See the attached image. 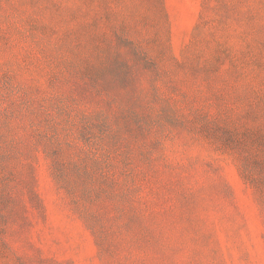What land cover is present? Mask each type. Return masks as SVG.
Instances as JSON below:
<instances>
[{
    "label": "rangeland",
    "instance_id": "1",
    "mask_svg": "<svg viewBox=\"0 0 264 264\" xmlns=\"http://www.w3.org/2000/svg\"><path fill=\"white\" fill-rule=\"evenodd\" d=\"M116 59L132 64L124 86L109 81ZM102 67L98 97L82 72ZM69 92L82 98L71 119L104 97L110 117L148 106L129 143L135 190L74 203L37 147V199L5 188L0 264H264V0H0V132L4 113L47 131Z\"/></svg>",
    "mask_w": 264,
    "mask_h": 264
},
{
    "label": "trees",
    "instance_id": "2",
    "mask_svg": "<svg viewBox=\"0 0 264 264\" xmlns=\"http://www.w3.org/2000/svg\"><path fill=\"white\" fill-rule=\"evenodd\" d=\"M111 64L112 76L109 79L111 83L115 82L124 86L132 80V64L129 61L116 59ZM84 70L85 72L82 73L87 78L85 85L89 86L90 92H93L94 96L100 97L103 94L106 96L105 89L100 88L98 84L102 79V73L107 71V68L102 67L96 70L85 68ZM101 99L107 103L105 107H99L94 112L82 113L78 119H71L69 113H77L82 98L75 96L72 92L65 96L57 95L49 104L50 114L45 119L47 131L38 132L33 137L22 124H17L16 127L8 126V119L12 117V113L3 114L2 122L7 130L0 132V168L7 171L2 175L4 190L0 192V223L2 225L6 218L1 217L2 202L6 201V198L11 199L10 202L16 200L5 191L6 185L10 182L18 181V183L27 184L28 195L37 199L30 185L35 180L32 172L34 152L37 147L47 158L59 187L73 196L74 203L80 200L86 202L107 200L112 196L115 186L119 184L124 185L125 196H129L135 190V186L132 185L134 158L129 143L147 133L150 124L148 106L146 107L141 101L129 102L116 118L110 117L106 110L114 104L113 101L105 97ZM36 118L35 114V117L27 120V126L37 124L39 121ZM74 139L85 142L88 147L84 151L85 154L79 152L77 154L73 150ZM139 161L148 163V155L141 153ZM12 168L16 173L26 169L28 177L25 179L17 177L11 172ZM71 174H74L72 181ZM11 210L12 206L8 207V211ZM95 224L91 225L93 230H97ZM0 230H3V227H0Z\"/></svg>",
    "mask_w": 264,
    "mask_h": 264
}]
</instances>
